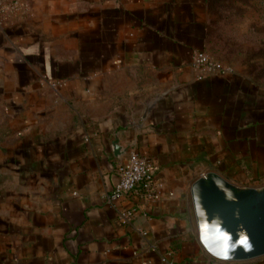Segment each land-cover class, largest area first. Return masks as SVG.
I'll return each mask as SVG.
<instances>
[{
    "label": "crops",
    "instance_id": "1",
    "mask_svg": "<svg viewBox=\"0 0 264 264\" xmlns=\"http://www.w3.org/2000/svg\"><path fill=\"white\" fill-rule=\"evenodd\" d=\"M209 33L207 0H22L0 16V264H264L198 239L196 178L264 186V85L194 70ZM128 152L157 199L107 201Z\"/></svg>",
    "mask_w": 264,
    "mask_h": 264
},
{
    "label": "water",
    "instance_id": "2",
    "mask_svg": "<svg viewBox=\"0 0 264 264\" xmlns=\"http://www.w3.org/2000/svg\"><path fill=\"white\" fill-rule=\"evenodd\" d=\"M118 144L113 143L117 152ZM198 239L205 251L222 261L264 256V186L240 187L214 171L189 188Z\"/></svg>",
    "mask_w": 264,
    "mask_h": 264
},
{
    "label": "rangeland",
    "instance_id": "3",
    "mask_svg": "<svg viewBox=\"0 0 264 264\" xmlns=\"http://www.w3.org/2000/svg\"><path fill=\"white\" fill-rule=\"evenodd\" d=\"M205 52L264 85V0H208Z\"/></svg>",
    "mask_w": 264,
    "mask_h": 264
},
{
    "label": "built area",
    "instance_id": "4",
    "mask_svg": "<svg viewBox=\"0 0 264 264\" xmlns=\"http://www.w3.org/2000/svg\"><path fill=\"white\" fill-rule=\"evenodd\" d=\"M21 2L22 0H0V16L4 13H15ZM191 66L202 75H225L231 71L229 66L209 56L204 50H197L193 53ZM55 85L57 83H52V86ZM117 175V184L106 196L108 202L128 197L132 194H138L144 200L158 198L154 188L151 165L145 157L139 156L135 152H128L119 163ZM133 212L134 209H117V219L123 224L128 223Z\"/></svg>",
    "mask_w": 264,
    "mask_h": 264
},
{
    "label": "trees",
    "instance_id": "5",
    "mask_svg": "<svg viewBox=\"0 0 264 264\" xmlns=\"http://www.w3.org/2000/svg\"><path fill=\"white\" fill-rule=\"evenodd\" d=\"M208 1V0H207Z\"/></svg>",
    "mask_w": 264,
    "mask_h": 264
}]
</instances>
